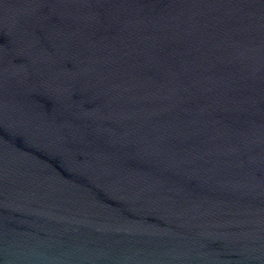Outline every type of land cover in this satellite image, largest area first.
Masks as SVG:
<instances>
[{"label": "water", "instance_id": "obj_1", "mask_svg": "<svg viewBox=\"0 0 264 264\" xmlns=\"http://www.w3.org/2000/svg\"><path fill=\"white\" fill-rule=\"evenodd\" d=\"M0 264H264V0H0Z\"/></svg>", "mask_w": 264, "mask_h": 264}]
</instances>
